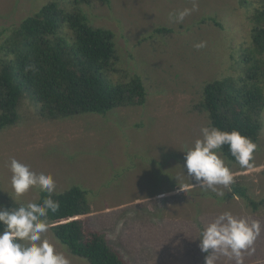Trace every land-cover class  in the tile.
<instances>
[{
  "label": "rangeland",
  "instance_id": "obj_1",
  "mask_svg": "<svg viewBox=\"0 0 264 264\" xmlns=\"http://www.w3.org/2000/svg\"><path fill=\"white\" fill-rule=\"evenodd\" d=\"M159 1L152 0L149 11L144 7L134 15L125 7L128 0H0V31L19 26L49 2L111 31L115 58L105 72L107 79L121 84L137 75L147 94L140 106L55 119L42 117L38 105L22 97L17 121L0 130V201L10 198L21 205L40 198L38 187L20 196L14 193L9 164L15 158L38 174L50 173L54 194L72 186L85 190L90 227L128 264H204L208 253L201 252L198 236L225 211L260 221L255 253H245L243 264H264V204L253 210L245 198L229 197L232 186L238 185L251 200H264V110L258 116L261 130L252 167L242 168L219 150L234 176L227 188L216 186L223 196L193 186L183 151L209 124L207 113L194 109L203 100L204 86L243 75L247 54L264 60L252 42L257 25L253 16L264 10V0H196V9L181 23L170 20L169 12L192 8V0ZM201 20L205 23L199 24ZM157 28L175 32L155 33ZM58 35L70 43L74 38L66 22ZM201 41L205 47L195 48ZM44 236L71 264H89L50 228ZM216 264L235 261L220 256Z\"/></svg>",
  "mask_w": 264,
  "mask_h": 264
},
{
  "label": "trees",
  "instance_id": "obj_2",
  "mask_svg": "<svg viewBox=\"0 0 264 264\" xmlns=\"http://www.w3.org/2000/svg\"><path fill=\"white\" fill-rule=\"evenodd\" d=\"M253 20L257 25L252 42L259 55L264 53V10L254 15ZM211 21L221 27L215 19ZM65 22L73 33L71 43L58 35ZM204 23L201 20L199 24ZM154 32L175 30L158 28ZM114 58L112 32L89 25L85 16L66 12L58 2L47 3L17 27L3 29L0 130L17 121L18 105L25 95L38 105L39 114L48 119L84 112L104 114L114 108L144 104L147 94L139 76L121 84H112L107 79L105 72L111 70ZM29 65H34L35 70H26ZM245 66L238 78L228 76L207 83L203 100L194 109L206 112L212 125L227 131L237 129L257 143L261 130L258 116L264 110V60L250 53L245 57ZM220 152L236 162L227 145ZM47 195L41 192L38 202ZM233 196L245 198L253 210L264 204V200H251L244 187L238 185L231 188L229 197ZM52 199L59 201L60 208L55 213L49 212V228L72 254L85 258L89 264H128L90 227L85 190L72 186L63 193H52ZM0 205L16 208L20 204L7 198Z\"/></svg>",
  "mask_w": 264,
  "mask_h": 264
},
{
  "label": "clouds",
  "instance_id": "obj_3",
  "mask_svg": "<svg viewBox=\"0 0 264 264\" xmlns=\"http://www.w3.org/2000/svg\"><path fill=\"white\" fill-rule=\"evenodd\" d=\"M196 7V0H192V8L170 11L169 18L181 23ZM194 47L203 48L205 42L196 43ZM26 70H35V66L29 65ZM200 132L201 137L183 150L187 176L193 186L223 196L216 186L227 188L234 182V176L219 150L227 145L235 161L242 168H250L257 145L237 129L222 130L211 123L202 126ZM9 170L11 187L17 196L26 193L30 187H38L48 195L42 202H29L16 208L0 205V264H71L67 255L44 236L50 227L49 212L55 213L60 208L59 201L52 199L56 187L54 178L50 173L32 171L15 158L11 159ZM260 233L259 220L249 221L229 211L220 213L201 229L198 236L201 252L208 253L204 264H216L220 256L243 264L245 253H255L254 244Z\"/></svg>",
  "mask_w": 264,
  "mask_h": 264
},
{
  "label": "crops",
  "instance_id": "obj_4",
  "mask_svg": "<svg viewBox=\"0 0 264 264\" xmlns=\"http://www.w3.org/2000/svg\"><path fill=\"white\" fill-rule=\"evenodd\" d=\"M104 1V4L107 3V4H110V0H103ZM129 3H127L125 5V7H127V9L129 10V12H131L132 14H136V11H141L144 7H145V12L146 11H149L147 10L148 8V4L152 1V0H128ZM155 1V0H153ZM158 2H160L159 0H157ZM166 2V0H164ZM145 2V3H144ZM146 4V5H144ZM206 20H211L210 18L209 19H206ZM160 21H167V20H160ZM158 29V28H157ZM170 29V28H169ZM172 29V28H171ZM180 29V27L178 28V30ZM156 30V29H155Z\"/></svg>",
  "mask_w": 264,
  "mask_h": 264
}]
</instances>
